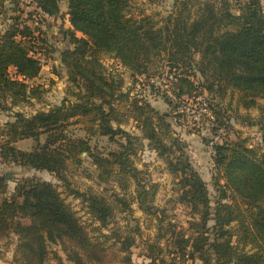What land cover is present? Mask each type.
Here are the masks:
<instances>
[{"label":"trees","instance_id":"16d2710c","mask_svg":"<svg viewBox=\"0 0 264 264\" xmlns=\"http://www.w3.org/2000/svg\"><path fill=\"white\" fill-rule=\"evenodd\" d=\"M6 1L0 0V11ZM14 1L18 6L19 1ZM194 1L195 10L190 0H184L160 22L151 14H132L131 0H67L70 27L64 31L70 46L61 50L60 59L67 70L69 95L62 103L32 114L16 107L31 104L44 91L33 82L43 68L33 28L17 15L0 29V111L13 117L0 124L1 163L55 174L101 228L113 231V236H105L114 237L122 264H141L133 262L131 248L142 230L139 225L131 231L110 225L118 212L132 214L133 203L157 225L146 242L148 264H189V260L264 264V149L229 137L214 145L213 179L219 198L213 207L206 180L183 144L171 136L168 118L172 114L161 112L141 92H134L137 84L155 89L157 79L165 78L168 88L162 95L176 116L185 119V104L193 100L199 107L192 104V114L198 113L203 123L205 117L217 123L214 131L226 126L225 110L208 101L206 92L225 97L228 90L237 91L246 108L256 107L257 99L264 98L261 0H245L237 12L228 0ZM30 2L44 15L64 14L61 0ZM104 54L130 69L133 86L126 88L123 73L103 63ZM130 120L141 135L122 127ZM73 124L82 125L86 136L72 135ZM93 135L117 142L118 149L103 154L90 145ZM24 139L34 140L35 145L20 149L16 143ZM143 139L165 158L179 190L178 202L191 212L187 227L168 222L165 209L154 203L157 183L149 181L134 161ZM84 152L97 167L99 182H113L110 197L73 187L70 173L81 166ZM8 180L0 175V239L16 237L15 263L45 264L51 244L61 246L73 264L104 261L107 248L92 240L54 183L24 177L7 195ZM53 254L60 259L57 251Z\"/></svg>","mask_w":264,"mask_h":264},{"label":"rangeland","instance_id":"374dc122","mask_svg":"<svg viewBox=\"0 0 264 264\" xmlns=\"http://www.w3.org/2000/svg\"><path fill=\"white\" fill-rule=\"evenodd\" d=\"M17 6L14 0H7L4 10L0 11V29L6 27L12 21L10 17L19 15L34 31L36 37L35 47L39 51L36 53L41 58L43 68L41 75L33 82L41 84L44 88L40 98H33L31 104L16 107V110H22L26 114H32L39 110H47L57 104L62 103L63 99L69 95V81L67 79V70L61 63V50L70 46L69 39L66 36L65 29L70 27L66 10L68 6L67 0H61L60 6L63 15L58 17L44 15L33 2L30 0H17ZM184 0H131L130 12L134 15L146 13L153 15L158 21H162L165 16L176 11ZM218 2L221 0H209ZM231 3L232 11L237 12L241 3L245 0H228ZM193 10L197 7L194 0H190ZM264 8V0H261ZM18 9V10H17ZM194 12V11H193ZM103 63L112 69H118L123 73L126 80V88L133 86L130 72L123 68L116 59L109 54L102 56ZM167 79H157L156 88L137 84L134 92H141L150 101V103L161 112L172 114L168 121L171 123V136L173 139H178L183 146L195 168L201 173L206 180L207 186L212 199V206H215L216 200L219 198L218 187L215 185L213 176L216 173L213 154L214 145L221 142L223 137L230 139H246L250 147H256L259 150L264 149V98L257 99V106L246 108L243 106L242 95L237 91L228 90L225 97L216 96L214 93L206 92L204 97L213 104H220L225 110L226 126L221 127L218 131H214L213 127L217 123H212L209 117H205V123L195 122L193 112L190 108L199 107L193 104V100H188L187 115L177 117L173 107L170 106L164 99L162 92L168 88L166 85ZM161 83V84H160ZM157 87L159 89H157ZM193 104V107L191 105ZM201 110V109H198ZM123 128L130 132L141 135L139 129L135 127L133 120L121 124ZM70 133L76 136H86L82 125L73 124L70 127ZM43 140V138H42ZM90 145L93 148H98L103 154H107L110 150L118 149V143L110 141L108 137L93 135L90 137ZM120 141L123 139L119 138ZM21 142V143H20ZM19 142V146L24 149H30L35 145L32 139H26ZM96 151V150H95ZM84 161L80 167L75 168L70 173V181L75 188L82 191L93 190L94 192L104 193L110 197L113 192V182L104 183L98 180L97 167L92 163V159L87 156V153L82 154ZM134 161L137 167L145 170V177L154 183H157L158 189L155 195L154 203L159 208H164L167 213V221L173 222L175 226H188V221L192 219L190 209L178 202L179 190L177 189L176 180L167 168L166 160L161 156L155 148L149 145L148 139H143L142 147L134 156ZM9 175L7 195H11L18 180L24 177H35L42 180L51 181L62 192L63 197L71 205L76 214L81 218V221L86 226V230L93 241H97L102 247L107 248V255L104 261H93L87 264H122L119 261L122 256L118 245L114 244V237L106 238L113 233L110 228H101L99 222H96L87 212L85 205L80 199L73 197L66 191L63 182L59 180L55 174L46 170H37L35 168L23 167L13 163H1L0 175ZM224 181L221 180V184ZM133 185L131 184L130 194H133ZM116 188V187H115ZM117 192L120 189L116 188ZM129 194V195H130ZM132 196V195H130ZM134 212H118L115 220L110 225L119 227L118 230H132L136 226H140L142 236L137 237L136 244L131 248L132 260L134 263L148 264L150 259L146 256V242L148 238H153L157 225L155 220H150L143 211L138 208L136 203L132 204ZM214 221L211 220L210 224ZM116 234V233H115ZM16 237L0 239V264H18L13 261V254L16 245ZM51 253L45 264H73L66 256L61 246L57 244L50 245ZM165 257L168 258L169 248L165 246ZM57 251L60 259L54 257L53 252ZM189 264H199V261H188Z\"/></svg>","mask_w":264,"mask_h":264},{"label":"crops","instance_id":"0c3cea01","mask_svg":"<svg viewBox=\"0 0 264 264\" xmlns=\"http://www.w3.org/2000/svg\"><path fill=\"white\" fill-rule=\"evenodd\" d=\"M67 11V10H66ZM13 117L11 116V114L10 113H8V112H4V111H0V124H4L5 122H7V121H9V120H11ZM24 140H26V139H24ZM20 141H22V140H20ZM20 141H18L17 143H16V146L17 147H19L20 149H23V150H30V149H24V148H22V147H20L19 146V142ZM21 143V142H20Z\"/></svg>","mask_w":264,"mask_h":264},{"label":"built area","instance_id":"2783aa9c","mask_svg":"<svg viewBox=\"0 0 264 264\" xmlns=\"http://www.w3.org/2000/svg\"><path fill=\"white\" fill-rule=\"evenodd\" d=\"M203 110H204L205 112H208V111H207V108H204ZM193 115H194L193 118H194L195 122H196V120H197V122H198L199 124L202 123L201 117H200V115H199L198 113H194Z\"/></svg>","mask_w":264,"mask_h":264},{"label":"water","instance_id":"95a60500","mask_svg":"<svg viewBox=\"0 0 264 264\" xmlns=\"http://www.w3.org/2000/svg\"><path fill=\"white\" fill-rule=\"evenodd\" d=\"M128 72H130V69H126ZM9 175L7 174V177H8Z\"/></svg>","mask_w":264,"mask_h":264}]
</instances>
